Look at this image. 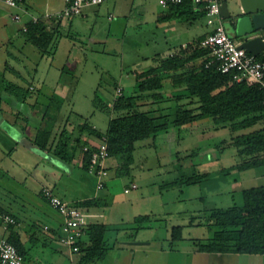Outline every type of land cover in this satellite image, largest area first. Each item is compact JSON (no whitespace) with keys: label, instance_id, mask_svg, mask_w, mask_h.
I'll list each match as a JSON object with an SVG mask.
<instances>
[{"label":"rangeland","instance_id":"rangeland-1","mask_svg":"<svg viewBox=\"0 0 264 264\" xmlns=\"http://www.w3.org/2000/svg\"><path fill=\"white\" fill-rule=\"evenodd\" d=\"M33 1L42 9L47 2V9L51 11L59 3L57 0ZM227 2L233 13L231 17L235 18L239 11L238 0ZM0 9L7 10V7L3 3ZM86 12V16L68 19L63 27L64 34L56 35L50 45L52 53L40 56L31 44H22L17 50L11 45L9 49L15 57L3 59L6 49H0V79H14L27 90L31 85L33 89L28 91L31 94L28 99L36 97L39 107L49 106L50 113H61L59 122L62 125L86 121L105 130L109 119L117 114L111 107L117 84L122 86L125 95L136 93V71L153 65L157 54L165 55L179 48L182 41L191 42L213 27L207 24L205 14L194 20L159 19L166 9L158 0H109ZM222 21L226 25V18ZM2 22L0 30L8 25L12 35L17 37L11 41L21 44L22 36L15 30L21 23L13 21L8 14L3 16ZM1 35L5 34L0 32V41L5 42L7 36L1 38ZM160 90L162 99L144 105L153 115L167 113L171 116L176 103L190 107L197 103L182 85L173 86L168 79ZM176 93L180 97L177 101L173 98ZM263 126L264 119H261L253 126L233 131L228 123H214L210 117L182 126L169 125L154 138L150 135L135 142L129 174L116 175L118 159L109 156L105 187L97 188V176L82 168L72 175L62 176L64 189L61 194L66 199L98 194L104 201L99 200L101 206L98 207H102L100 219L108 227L105 233L108 256L86 264H129L125 256L130 257L129 249L112 250L116 238L152 240L158 251L151 253L144 264H222L213 262L206 252L192 251L197 243L207 242L212 235L206 205L199 197L206 195L208 187L220 188L221 192L214 196L215 206H239L243 202L242 189L264 184V164L230 172L226 169V173L219 174L221 167L235 165L244 157L238 154L231 136ZM3 143L0 181L5 187L9 189L13 185L20 190L26 187L32 189V193L38 192L41 184V189L44 186L53 188L51 180L43 181L39 177L36 183L32 176L39 170L36 164H41L40 151L28 150L21 144L14 148L11 137L5 138ZM204 171L211 172L209 181L164 185L181 176ZM132 182L137 187L124 192ZM1 184L0 195L4 193ZM41 203L45 205L44 201ZM138 214H148L149 218L135 221L134 216ZM41 219L44 221L45 216ZM172 225H181L182 239H172ZM56 240L45 245L32 244L29 255L38 257L37 264H69L68 256L61 252L62 245ZM116 251L119 256L112 262L109 255ZM241 256L236 264H248L244 259L246 254ZM133 258L135 264H141L135 254ZM73 264H79L77 254ZM228 264L235 262L232 260Z\"/></svg>","mask_w":264,"mask_h":264},{"label":"trees","instance_id":"trees-1","mask_svg":"<svg viewBox=\"0 0 264 264\" xmlns=\"http://www.w3.org/2000/svg\"><path fill=\"white\" fill-rule=\"evenodd\" d=\"M203 4L195 6L192 0H182L177 4L169 3L165 7L166 12L158 18L194 20L205 14L206 9ZM26 24V30L23 31L19 28L18 33L22 36V42L33 45L40 56L52 53L50 50L52 41L56 35L64 34L61 20L48 22L46 19H39L36 22H27ZM203 37L202 34L193 41L187 42L186 48L172 55L157 54L153 65L136 71L134 73L136 93L125 95L122 88V94L113 100L111 106L117 114L109 119L105 130L93 127L91 123L86 121L77 125L78 131L86 130L99 140L101 137H105L108 157H117L118 159L115 169L116 175L121 176L130 173V164L133 160L132 153L136 148L135 142L137 140L150 135L154 138L158 131L166 130L169 125L182 126L210 117L214 123H228L230 129L235 131L253 126L264 119L261 88L255 83L249 84L245 80H235L232 73L221 72L214 63L206 65L207 50L198 46ZM6 52V59L15 57L10 49L7 48ZM256 58L264 60V52L258 53ZM7 68L5 66V69ZM165 78L173 86L182 85L188 95L197 99V103L191 107L176 103L171 116L167 113L151 114L152 110L144 107V105H149L163 98L160 89L166 80ZM0 81H2L5 91L16 100L24 102L31 95L28 94V91L33 89L31 85L28 86L29 90H27L18 85L14 79L6 80L3 78ZM118 86L121 85L117 84L115 90ZM173 98L177 101L180 97L176 93L173 94ZM52 116V113L49 112V106H46L41 122L36 126V132L31 138V141L39 149H50L53 123L49 121L53 119ZM73 139L77 144L81 138L75 136ZM62 140L63 142L59 147L54 146V153L63 160L70 161L73 154L67 151L68 143L66 140ZM231 142L237 147L238 154L244 156L241 157L239 163L231 165V168L243 169L264 164V126L232 135ZM84 146H82L81 162L82 168L88 171L90 150H84ZM204 175L206 174L198 172L181 176L164 185L195 184ZM132 183L135 184L134 187L131 186ZM132 183L125 187L127 191L124 188L125 192L137 187L135 182ZM242 197L243 202L239 206L214 207L206 210V216L209 220L208 227L211 229L212 235L207 242L197 243V250L264 254V184L242 189ZM101 199L102 197H86L70 202L90 212V209L100 205L99 200ZM0 208L7 210L1 205ZM12 215L17 219L16 215ZM148 218V214L134 216L135 221ZM33 229L26 240L22 238V233L13 224L8 225L5 229L6 238L16 246L24 259L30 256L29 249L32 244L36 245L40 242L45 245L56 236V231H51L48 228L43 229L38 224H34ZM107 229V224L104 221H91L87 224L85 237L79 243L80 248L77 254L79 264H86L105 257L109 249L105 239ZM181 231V225H172V239H182Z\"/></svg>","mask_w":264,"mask_h":264},{"label":"crops","instance_id":"crops-1","mask_svg":"<svg viewBox=\"0 0 264 264\" xmlns=\"http://www.w3.org/2000/svg\"><path fill=\"white\" fill-rule=\"evenodd\" d=\"M51 2V1H50ZM58 7H52V11L57 10L61 8L65 0H57ZM35 1L33 0H26V5L34 11L40 12L42 8H40L37 4H34ZM0 4L3 5L2 0H0ZM100 6V5H98ZM97 5H92L84 9L83 13L81 15L86 16L88 15V9L91 7H96L98 8ZM7 7V6H6ZM47 8V2H45V9ZM87 9V10H86ZM43 10V9H42ZM10 8L7 7V10H1L0 9V22H2V18L5 15H9ZM10 16V15H9ZM74 17V16H73ZM71 18V17H70ZM61 19V27L62 30L64 29V24L68 21V19ZM50 21V20H49ZM48 21V22H49ZM3 23V22H2ZM5 24V23H4ZM224 25V24H223ZM20 28V25L15 28V30L18 31ZM227 30V28L225 27ZM211 29L206 30L203 35L208 33ZM14 31V30H13ZM0 32L2 34L4 33L5 35H1V38H4L7 36V40L5 42L0 41V49L2 47H5L4 49L7 50L11 45L12 48H15L16 50L21 48V45L24 44L22 40L20 41L21 44H16L15 42H12L11 39L14 37L17 39L16 35H12V28H10L8 25L5 24L3 28H1ZM228 32V30H227ZM200 34V35H202ZM199 35V36H200ZM187 43V41H182L181 43ZM26 46V45H25ZM11 48V49H12ZM25 48V47H24ZM174 50V49H173ZM172 51V50H171ZM7 54V52H5ZM168 54V53H167ZM165 54V55H167ZM2 57V56H1ZM3 57V59H5ZM5 70V69H4ZM12 80V79H11ZM58 93L61 91L57 90ZM55 93V92H54ZM53 95V94H52ZM38 104V98H35L30 100L26 99V101L22 102L19 100H16L14 97H12L7 91H5L4 86L2 85V81H0V147L4 148V139L10 137L13 139L14 145L13 147L17 146L18 144L23 145L24 147L28 148V150L37 152L40 151L41 159H39V162L41 161V164H36V166H39V170L37 172L32 173V176H34V180L36 183H38V178L41 177L43 178L42 180H51L53 182V190L60 195L62 198L66 199L62 194L61 191L64 189V186L62 185L61 178L62 176H69L74 174L75 172H78L80 168H82V162H81V157H82V146L87 145V146H95L99 142V138L94 136L93 134L88 133L86 130L83 131H78L77 125L72 124L71 122H67L68 125H62L59 120L62 118L61 113H52V118L49 122L53 123V131L51 134V139H50V149H39L37 145H35L32 141L31 138L34 136L36 132V126L40 124L41 118L43 113L46 111V106L43 109V107H39ZM65 122V123H66ZM31 123V124H30ZM92 126L97 127V125L92 122ZM5 133V135H3ZM63 135V136H62ZM60 136V137H58ZM79 136L81 139L78 141L76 144L74 142V137ZM62 139H65L66 142L68 143L67 151L73 154L72 158L70 161H65L62 158H60L58 155L54 153V146L59 147L60 144L63 142ZM3 150V149H2ZM28 150H25L27 153ZM4 151V150H3ZM2 151H0V159H2ZM24 157V155H23ZM22 159L24 160L25 158ZM109 158V157H108ZM107 159V158H106ZM105 159V165L108 170V164L106 163ZM38 162V161H37ZM116 164V162H115ZM83 169V168H82ZM226 169H230L228 172L232 170H236V168H231L230 166H225L220 168V175L226 173ZM85 170V169H84ZM227 172V173H228ZM200 173H205L203 177L198 181H209L210 177V171H204ZM108 175V174H107ZM105 184L107 185V179H105ZM2 182L0 181V184ZM3 184V183H2ZM1 184V185H2ZM97 184V183H96ZM3 192L0 195V205L7 209L9 212L17 216V221L18 224L16 225L17 229H19L22 233V238L23 234L26 235L25 240L28 237V234L32 232L33 225L38 224L40 225L43 229L45 225H48V229L51 231H56V236L55 238L51 239L48 243H52L54 240H56L61 247V252L65 254V256H68L70 263H71V257L69 253V248L62 244L59 241L58 234H59V227H60V222H61V216L60 214L56 211L55 208H53L42 196L40 193L42 184L38 186V192L32 193V189H28L26 187H23V189H15L13 188V185H11V188L5 187L3 184L2 187ZM215 187H208L207 193L205 196H200L203 200V202L206 205L207 209L214 208V207H219L215 206L217 203V199L214 198L215 194H217L218 191L221 192L220 188L213 190ZM125 192V191H124ZM213 193V194H212ZM86 197H99L98 194H93L90 196H85V197H80L86 198ZM79 199V198H77ZM68 201H73L70 199H66ZM76 200V199H74ZM206 200V201H205ZM41 201H44L45 205L41 203ZM102 203H104L103 200H101ZM232 206V205H231ZM230 207V206H227ZM102 207H94L90 209V212L94 214L89 219V222L93 221H102L100 218L102 217ZM225 208V207H222ZM42 216H45L44 221L41 219ZM40 217V218H39ZM108 222V221H107ZM0 230H2V233L0 231V237L5 236V229L0 226ZM45 231V230H44ZM4 232V233H3ZM137 241V239H135ZM134 239H121L118 240L117 238L115 239V242L113 243V249H129V253L131 254L130 257L129 255H125L128 257V262L129 264H135V260H133V256L135 254L136 258L138 259L141 264H144L147 262L148 257H151V253H157V247H153V242L152 240L148 241H141L142 243L136 244L132 243V241H135ZM197 250V249H194ZM199 251V250H198ZM208 253L207 255L211 258V260L220 262L222 264H228L230 261H234L235 264L236 262H240L242 259L241 254L238 252H233V251H202ZM246 256L244 257L245 261L248 262V264H264V256H260L259 253H245ZM76 255V254H75ZM264 255V254H263ZM108 254L105 255L107 257ZM119 254L116 251L115 253L109 255V258H111L112 262H116ZM74 258V255H73ZM149 261V259H148ZM38 263V257L36 255L31 254L28 258L25 259V264H37Z\"/></svg>","mask_w":264,"mask_h":264},{"label":"built area","instance_id":"built-area-1","mask_svg":"<svg viewBox=\"0 0 264 264\" xmlns=\"http://www.w3.org/2000/svg\"><path fill=\"white\" fill-rule=\"evenodd\" d=\"M109 0H65L62 8L51 11L43 9L40 12L31 10L26 5V0H2L10 8L9 15L15 22H20V28L24 31L27 22H36L39 19L57 21L78 16L84 9L102 4ZM182 0H158L162 7H167L169 3L177 4ZM195 6L202 3L206 9L205 15L208 16L207 24H213L211 30L199 41L198 46L207 50L206 65L216 64L217 69L224 73H232L235 80H245L249 84H258L262 90V103L264 105V60L256 58V55L249 52L244 47H239L241 38L235 37L227 32L223 25V17L220 14L221 0H192ZM216 23H214V19ZM187 43L183 42L179 48L170 51L168 54L184 49ZM122 94V87L118 86L115 90L114 99ZM84 150H90L88 171L97 176V188H102L105 177L108 174L105 159L108 158V149L105 137H101L99 142L93 146H84ZM135 186L134 183L131 184ZM127 191V188H125ZM42 196L56 209L61 216L59 227V241L69 248L71 263L74 262L73 255L78 254L80 241L84 239L86 226L93 213L73 205L70 201L62 198L52 188L44 186L41 189ZM0 222L3 229L8 225L18 224L17 219L7 210L0 208ZM45 229L48 225L44 226ZM0 264H25L24 256L18 251L16 246L8 241L6 236L0 237Z\"/></svg>","mask_w":264,"mask_h":264},{"label":"water","instance_id":"water-1","mask_svg":"<svg viewBox=\"0 0 264 264\" xmlns=\"http://www.w3.org/2000/svg\"><path fill=\"white\" fill-rule=\"evenodd\" d=\"M238 8L235 18H232L233 13L227 0H221V16L233 23L232 30L228 33L242 39L239 47H244L255 55L264 52V0H238Z\"/></svg>","mask_w":264,"mask_h":264},{"label":"flooded vegetation","instance_id":"flooded-vegetation-1","mask_svg":"<svg viewBox=\"0 0 264 264\" xmlns=\"http://www.w3.org/2000/svg\"><path fill=\"white\" fill-rule=\"evenodd\" d=\"M225 22H226V25L224 24V26L227 28L228 32H231L233 23H230V19H226Z\"/></svg>","mask_w":264,"mask_h":264}]
</instances>
